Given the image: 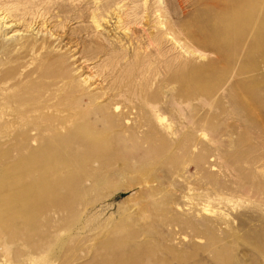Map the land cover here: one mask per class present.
Segmentation results:
<instances>
[{
  "label": "rangeland",
  "instance_id": "1",
  "mask_svg": "<svg viewBox=\"0 0 264 264\" xmlns=\"http://www.w3.org/2000/svg\"><path fill=\"white\" fill-rule=\"evenodd\" d=\"M0 21V264H264V0Z\"/></svg>",
  "mask_w": 264,
  "mask_h": 264
},
{
  "label": "bare ground",
  "instance_id": "2",
  "mask_svg": "<svg viewBox=\"0 0 264 264\" xmlns=\"http://www.w3.org/2000/svg\"><path fill=\"white\" fill-rule=\"evenodd\" d=\"M3 20V19H2ZM97 22V21H96ZM0 23H1V21H0ZM6 23V22H5ZM98 23V22H97ZM120 23V22H119ZM8 24V23H7ZM12 24V23H11ZM14 24V23H13ZM98 25V24H97ZM100 25H98V27H99ZM17 32V31H16ZM28 32V31H27ZM14 33V32H13ZM20 33V32H19ZM23 34V33H22ZM12 35V34H11ZM10 35V36H11ZM14 35H15V33H14ZM19 35V34H18ZM44 35V34H43ZM6 36V35H5ZM9 36V35H8ZM15 37V36H14ZM21 38V37H20ZM51 38V37H50ZM7 40V39H6ZM91 101V100H90ZM91 102H93V101H91ZM119 108V107H118ZM118 108H116L117 109V111H118ZM116 111V110H115ZM157 120H158V122L161 124L163 121H164V118L162 117V116H157Z\"/></svg>",
  "mask_w": 264,
  "mask_h": 264
}]
</instances>
